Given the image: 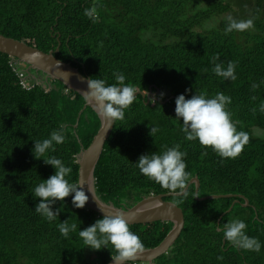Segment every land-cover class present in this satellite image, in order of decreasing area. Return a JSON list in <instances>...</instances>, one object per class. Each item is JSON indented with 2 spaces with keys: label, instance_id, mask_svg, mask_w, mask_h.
<instances>
[{
  "label": "trees",
  "instance_id": "trees-1",
  "mask_svg": "<svg viewBox=\"0 0 264 264\" xmlns=\"http://www.w3.org/2000/svg\"><path fill=\"white\" fill-rule=\"evenodd\" d=\"M86 9H95L93 18ZM229 17L252 19L253 27L227 33ZM0 34L45 53L60 46L55 56L84 76L112 84L113 73L120 72L143 93L115 122L97 164L96 193L103 202L124 209L144 197L173 193L141 175L134 163L175 145L187 153L189 182L199 179V194L192 184L184 196L165 198L183 209L186 222L155 264H264V0H0ZM214 57L225 67L235 62V81L212 71ZM16 63L0 53V264H108L115 254L111 249L93 250L78 235L104 217L87 205L73 207L70 196L57 201L53 210H63L48 222L35 212L40 201L34 197L35 186L55 174L46 156L35 157V141L64 124L67 139L49 155L70 166V182L79 183L78 155L91 146L100 118L85 108L82 95L40 71L30 70L46 83L24 89L18 72L29 66ZM157 90L165 94L162 99L149 97ZM201 92L231 98L227 110L250 137L236 158H221L185 139L175 101ZM151 127L159 128L154 136ZM212 195L233 197L199 199ZM235 219L260 241L259 253L225 241L218 229ZM65 221L77 224L67 238L58 229ZM173 226L159 221L130 228L149 250L162 244Z\"/></svg>",
  "mask_w": 264,
  "mask_h": 264
},
{
  "label": "clouds",
  "instance_id": "clouds-1",
  "mask_svg": "<svg viewBox=\"0 0 264 264\" xmlns=\"http://www.w3.org/2000/svg\"><path fill=\"white\" fill-rule=\"evenodd\" d=\"M94 12L95 9H86L84 14L89 18H93ZM252 27V19L237 20L229 17L225 31L227 33L233 31L243 32ZM218 59L219 57L213 58L214 68L212 71L224 80L231 79L235 81L237 78L235 62L229 61L227 67H225L223 63L216 62ZM19 63L22 62L17 61L16 64L19 65ZM30 70L34 69H27L32 75ZM15 71L20 70L15 67ZM113 75L116 82L112 84L101 78L87 79L88 90L83 94L86 99L98 106L109 127L115 121L124 119L125 110L133 104L137 96L135 86L125 83L126 77L124 74L116 72ZM28 79L34 86L40 83L36 78L30 79L28 77ZM50 79L54 80L46 76V80ZM256 87L258 85L254 84L253 88ZM157 91L158 94H155V97L160 94L162 99L165 94L161 93L160 90ZM157 91H150V93L154 94ZM139 94L143 95L142 92H139ZM153 101L155 102V100ZM230 102L231 98L223 92H218L213 97H209L206 92H201L193 95L190 99L183 94L179 95L175 101V112L176 119L181 120L183 123L181 130L185 139L187 141H198L204 148L210 147L224 159L239 156L249 142L250 137L248 132L237 129L236 122L233 121L231 113L227 110V105ZM260 111L264 112V103L260 105ZM158 131L159 128L151 127L150 135L154 136ZM66 139V126L61 124L59 129L52 131L48 138L35 141V157L42 159L40 157L46 156L47 158H43L45 163L55 169L54 175L41 181L34 188V197L40 201L36 205L35 212L48 222L54 221L63 210V208L53 210L57 201L63 202L71 196L73 207L78 209L85 208L89 202V195L83 190L84 185L70 182L69 177L72 168L66 166L62 159L49 155V152L56 151L55 145L65 143ZM204 155H207L206 151ZM186 156L187 153L180 150V145H175L162 152L142 155L134 165L139 169L141 175L159 184L162 188L181 195L186 194L190 180V173L186 171ZM90 193L92 194L91 191ZM102 209L104 208L102 207ZM58 229L67 238L70 232L77 230V224H69L68 221L61 222L58 224ZM246 229L247 224L243 220L235 219L221 225L218 230L223 232L225 241L234 247L259 253L262 248L260 241L255 237H250ZM78 235L86 247L93 250L111 249L115 253L112 255L114 264H134L145 252V245L141 237L131 230L129 220L126 219L125 215L119 213L106 214L103 219L97 220L86 229H79Z\"/></svg>",
  "mask_w": 264,
  "mask_h": 264
},
{
  "label": "water",
  "instance_id": "water-1",
  "mask_svg": "<svg viewBox=\"0 0 264 264\" xmlns=\"http://www.w3.org/2000/svg\"><path fill=\"white\" fill-rule=\"evenodd\" d=\"M59 48L55 52L51 51L49 53H45L33 46H30L26 42L8 38L0 34V53L7 54L12 58H16L17 61L28 64L30 69L42 71L47 76V78L58 80L64 83L68 88L83 96V94L88 90L87 79L90 78L84 76L77 68L73 67L71 64L59 60L55 56V54L59 52ZM64 73L68 75H65ZM138 93L139 92H137V94ZM155 94H158V91L154 94L149 93V96H152L154 98ZM85 100V108L91 107L92 109H94L101 121V128L94 138L91 146L87 150H84L79 154V183H82L84 185L83 190H85L86 194L89 195V202L87 203V206L102 217H104L106 214L115 213L125 215L126 219L129 220L130 225L147 224L159 221L174 223L171 232L162 244L154 249L145 250V252L135 261L155 264V261L159 257L166 254L173 247V245L183 232L186 222L183 209L180 208L176 203L165 200V198L181 197L185 194L178 195L177 193H169L144 197L143 200L137 203L135 206L126 207L124 209L117 208L112 203H105L100 200L96 193L95 169L104 151L105 144L114 130L115 123H112V125L109 127V124L100 113L98 106L94 102L86 98ZM192 184H196L195 193L196 197H198L200 190V181L197 177H195L188 183L186 193L188 192ZM89 190L92 192L93 196L96 199L92 196ZM223 197H233V195H212L199 199L208 200ZM247 202L248 203L245 206L249 204V201ZM101 206L104 209H102ZM233 207L231 208V210L233 209ZM108 264H114V261L112 260Z\"/></svg>",
  "mask_w": 264,
  "mask_h": 264
},
{
  "label": "built area",
  "instance_id": "built-area-1",
  "mask_svg": "<svg viewBox=\"0 0 264 264\" xmlns=\"http://www.w3.org/2000/svg\"><path fill=\"white\" fill-rule=\"evenodd\" d=\"M18 73L19 77L21 78V85L23 86V88L26 90H31L34 85L30 83L28 77L25 76L24 71H20Z\"/></svg>",
  "mask_w": 264,
  "mask_h": 264
},
{
  "label": "rangeland",
  "instance_id": "rangeland-1",
  "mask_svg": "<svg viewBox=\"0 0 264 264\" xmlns=\"http://www.w3.org/2000/svg\"><path fill=\"white\" fill-rule=\"evenodd\" d=\"M32 71H33V70H32ZM35 73H36V71H34V74L32 73V75H30L29 71H25V72H24V74H25L26 77H30V79H32V78H36L40 83H46V81H44V79H43L44 76L38 77V76L35 75ZM42 73H43V72H42ZM42 73H40V74H42ZM45 79H46V76H45ZM54 81H55V80H54ZM47 85H48V83H47ZM48 86L50 87L51 85L49 84ZM69 90H72V89L69 88ZM66 93H68V92L66 91ZM170 98H171V96H170ZM171 99H172V98H171ZM168 101H170V99H168L167 102H168Z\"/></svg>",
  "mask_w": 264,
  "mask_h": 264
},
{
  "label": "bare ground",
  "instance_id": "bare-ground-1",
  "mask_svg": "<svg viewBox=\"0 0 264 264\" xmlns=\"http://www.w3.org/2000/svg\"><path fill=\"white\" fill-rule=\"evenodd\" d=\"M82 151H84V149H83ZM82 151H81V152H82ZM78 157H79V155H78ZM95 170H96V169H95ZM95 186H96V181H95ZM98 197H99V196H98ZM100 200H101V199H100Z\"/></svg>",
  "mask_w": 264,
  "mask_h": 264
}]
</instances>
